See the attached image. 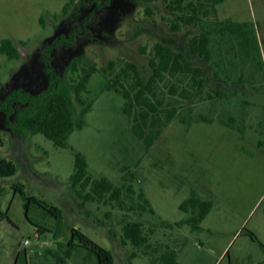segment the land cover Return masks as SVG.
I'll return each mask as SVG.
<instances>
[{
  "label": "rangeland",
  "instance_id": "obj_1",
  "mask_svg": "<svg viewBox=\"0 0 264 264\" xmlns=\"http://www.w3.org/2000/svg\"><path fill=\"white\" fill-rule=\"evenodd\" d=\"M68 1L0 0V43L10 38L19 49L17 57L0 52V97L18 86L46 87L45 44L74 28L72 43L54 49L50 62L71 90L76 124L82 105L75 87L85 68L131 60L148 76L156 42L189 51L188 27L171 28L165 0H76L66 14ZM216 18L247 22L249 45L241 46ZM205 25L211 59H192L204 67L206 83L201 91L192 89L191 97L171 95L172 83L189 86L190 77L166 75L159 89L178 114L151 146L134 134L123 111L125 98L105 87L100 70L82 92L92 107L67 146L55 145L43 133H15V117L9 124L0 111V155L17 166L0 180V264H98L87 250H76L65 261L56 257L63 254L59 242L68 241L74 226L110 249L115 264H164L161 254L168 248L177 251L179 264H264V0H224ZM75 150L85 155L94 177L131 183L133 197L124 196L121 205L106 196L81 206L70 179ZM17 182L28 194L62 208L59 237L39 231V224L58 223L42 207L34 205L26 214L24 198L12 187ZM140 190L154 212L138 207ZM192 190L212 201L200 230L174 224L191 215L180 204ZM124 219L143 223L148 245L123 242Z\"/></svg>",
  "mask_w": 264,
  "mask_h": 264
},
{
  "label": "trees",
  "instance_id": "obj_2",
  "mask_svg": "<svg viewBox=\"0 0 264 264\" xmlns=\"http://www.w3.org/2000/svg\"><path fill=\"white\" fill-rule=\"evenodd\" d=\"M106 1L105 4H108V0ZM222 1L224 0H165L166 9L170 14L171 28L177 30L183 26L188 27L187 33L190 36L188 53L177 50L170 44L156 42L149 59L152 71L148 76H145L139 65L131 60L110 59L104 66L98 67L92 64L85 68L84 74L75 87L77 100L82 105L81 119L77 124L74 121L75 109L71 90L61 76L55 72L54 66L50 62L54 49L72 43L76 34L75 28L69 35L60 33L45 44L41 59L43 70L48 74L46 87L40 91H32L25 86L9 90L5 96L0 97V111L4 112L9 124H12L11 118L15 117V125L12 128L15 133L19 135L27 132L31 134L43 133L55 145L67 146L69 135L75 125L83 126L84 117L92 107V102L83 97L82 92L88 90L87 85L92 73L100 70L107 77L105 87L114 89L125 98L123 111L131 122L134 134L142 139L147 146H151L161 134L164 126L178 114V108L167 98V94L191 97L192 89L201 91L206 83L204 67L196 65L192 56L206 60L211 59V39L205 24L211 16H217V4ZM73 4H76V0H69L63 6V12L68 14ZM215 22L234 32L238 36L241 46L245 43L249 45L253 38L249 35L247 22L217 18ZM196 27H198L197 32L194 31ZM0 52L9 57L19 56V49L10 38L2 39ZM166 75L174 76L177 80L182 77H190L189 86H181L179 82H175L170 85L169 92L166 93L159 89V84ZM209 95L212 96L210 93ZM222 121L225 120L222 119ZM227 122L231 124V121ZM1 145H3V138L0 136ZM74 156V171L70 179L74 190L81 199V206L86 201L106 196L120 204L124 196L132 198L135 194L131 183L115 184L105 176L94 177L88 169L87 159L82 152L75 150ZM16 171L15 162L0 155V180L1 177L12 175ZM128 174L129 172H126V176ZM12 187L24 198L27 215L31 207L37 205L56 218L58 223L55 226L49 224L37 226L40 232H51L55 237H59L64 216L62 208L48 203L37 195L28 194L23 183L17 182ZM2 192L3 186L0 183V195ZM138 197L141 200L138 204L141 211L154 212L143 190H140ZM180 208L191 212V215L175 221L174 224L178 226L189 224L192 230H200L201 221L212 208V201L202 198L196 190H192L191 194L180 204ZM2 215L3 212H0V216ZM147 240L148 234L144 231L141 221L124 219V243L130 241L135 246H142L148 245ZM58 245V250L63 253L62 255L55 254L59 261L70 258L76 250H87V255L94 256L98 264H115L113 252L79 227H72L68 241L59 242ZM48 251L56 253V250L53 249H48ZM134 254L133 252L132 255ZM161 259L164 264H179L177 251L173 248L166 249L161 254Z\"/></svg>",
  "mask_w": 264,
  "mask_h": 264
},
{
  "label": "built area",
  "instance_id": "obj_3",
  "mask_svg": "<svg viewBox=\"0 0 264 264\" xmlns=\"http://www.w3.org/2000/svg\"><path fill=\"white\" fill-rule=\"evenodd\" d=\"M28 241V240H27Z\"/></svg>",
  "mask_w": 264,
  "mask_h": 264
}]
</instances>
